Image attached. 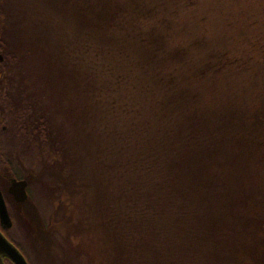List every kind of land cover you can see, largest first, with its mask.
<instances>
[{"label": "rangeland", "instance_id": "1", "mask_svg": "<svg viewBox=\"0 0 264 264\" xmlns=\"http://www.w3.org/2000/svg\"><path fill=\"white\" fill-rule=\"evenodd\" d=\"M112 1L119 12L114 10V3L110 8L107 0L0 1L12 16L14 29V25L19 28L7 30L6 24L0 23V36L9 47V51L0 52V61L5 64L0 68L7 67L14 82L16 68L23 72L32 109L42 110L51 124L63 130L59 137L67 144V156L62 161L66 172L59 175L50 160L45 163L26 157L19 137L7 131L1 138V157L4 152L11 159L9 171L0 167V189L11 221L5 235L28 264H169L174 260L175 264H206V243L176 242L177 234L167 224L168 214H164L160 199L165 198L166 191L167 196L173 192L175 175L188 172V155L178 160L183 166L165 172L166 185L152 186L146 171L137 176L124 171L122 164L129 155L143 158L144 151L133 145L131 134L142 133L138 131L140 122L151 113L142 91L154 86L158 89L155 83L175 67H187L176 74L181 80L193 66H204L215 48H232L233 37L243 28L229 30L226 25L234 17L236 0ZM102 6L107 8L105 15L111 14L102 18L104 25L98 19ZM108 19L115 22L107 34L104 28L107 30ZM22 40L30 44L21 47L18 44ZM24 48L29 49L27 53ZM180 49L184 52L178 57L174 53ZM7 53H17L18 58L9 60ZM156 69L159 71L154 73ZM260 83L255 82L256 90L264 95V83ZM9 84L7 78L1 79L2 96L11 89ZM192 84L188 82V86ZM235 85H240L239 78ZM248 98L261 100L257 93ZM171 99L166 109L155 107L154 111H159L155 116L162 111L167 115L159 129L184 133L179 125L187 108ZM15 139L19 147L11 150ZM28 147L32 148L31 143ZM91 173L106 179L109 187L105 182V189L112 191L117 217L113 251L97 222L94 225L98 219L91 213L93 206H88L91 192L90 196L83 193L89 187L85 176ZM21 175L29 180L27 199L20 203L8 193V187L12 179H22ZM69 177L74 193L63 197L66 208L69 206V213L64 215L65 205L58 203L60 197L52 187H63V178ZM141 206L143 210L138 212ZM48 226L54 233H44L42 229ZM210 238L206 229L205 239ZM171 256H175L173 261Z\"/></svg>", "mask_w": 264, "mask_h": 264}, {"label": "trees", "instance_id": "2", "mask_svg": "<svg viewBox=\"0 0 264 264\" xmlns=\"http://www.w3.org/2000/svg\"><path fill=\"white\" fill-rule=\"evenodd\" d=\"M111 3L114 2L107 0L110 8ZM234 6V17L226 25L229 30L243 28L242 33L233 37L232 48H215L208 54L204 66H193L181 80L176 74L187 67H175L155 83L158 89L154 86L142 91L147 95L145 101H149L151 113L140 122L138 131L142 133L131 134L133 145L144 151L143 158H131L129 155L122 168L137 176L146 171L147 182L152 186L157 183L166 185L165 172L172 167L183 166L178 160L180 156L188 155V172L181 177L175 175L173 192L167 196L166 191L165 198H160L164 214H168L167 224L178 237L170 239H176V242L180 240L183 245L198 240L205 242L204 257L208 264H264V95L255 86L257 80H261L260 84L264 83V0H236ZM106 10V6L99 9L98 19L102 23L105 21L102 18L111 16L104 14ZM114 10L119 12L116 4ZM244 11L253 14L245 17ZM8 13L0 4V23H5L7 30L19 29L16 25L14 29L12 16ZM106 21L107 30H104L108 34L115 21ZM20 35L23 34L20 32ZM21 42L18 44L21 47L25 43L30 44L23 40ZM6 48L9 51L0 36V52ZM28 50L24 48L23 52L27 53ZM183 52L180 49L179 53L174 54L179 57ZM7 58L16 61L18 54L7 53ZM1 66H5L2 61ZM158 71L156 69L154 73ZM11 73L7 67H3V70L0 68V84L2 78H7L10 83L8 87H11L7 94H0V141L8 131L23 142L26 157L45 163L50 160L59 175L66 172L62 161L67 156V144L59 137L63 130L51 124L42 110L32 109V100L22 79L23 72L16 68L17 82H14ZM238 78L240 85L236 86ZM189 81L193 82L190 86ZM205 92L209 95L206 96ZM255 93L261 98L258 102L255 98H248ZM171 98H175L177 106L187 108L183 123L179 125L184 133L173 129L170 134L166 129H159L167 115L162 111L155 116L159 112L154 111L155 107L166 109ZM2 125L6 127L5 130L1 129ZM172 127L177 126L174 123ZM17 143L15 139L11 150L19 147ZM30 143L32 148L29 149ZM2 154L0 167L11 169L9 155ZM89 175L85 176L84 181L89 187L83 193L90 196L91 192L88 206H93L91 213L97 215L98 219L94 225L97 222L109 246H113V251L116 246L113 232H116L117 217L114 216L112 191L105 189L106 179L92 173ZM20 177L29 180L27 175ZM62 184L63 187L54 185L55 190L51 187L54 194L58 193L60 197L58 203H64L65 215L69 213V206L66 208L68 203L63 202V197L74 193L72 179L63 178ZM104 197L107 199L103 200ZM190 201L192 204L188 203ZM142 210L143 206L137 209L138 212ZM206 229L212 236L209 240L205 239ZM42 230L46 234L54 233L51 226ZM171 258L173 261L175 256Z\"/></svg>", "mask_w": 264, "mask_h": 264}, {"label": "water", "instance_id": "3", "mask_svg": "<svg viewBox=\"0 0 264 264\" xmlns=\"http://www.w3.org/2000/svg\"><path fill=\"white\" fill-rule=\"evenodd\" d=\"M26 186L27 181L25 179H12L8 187V193L12 195L15 201L23 202L27 199ZM0 224L3 228H9L11 226L9 212L1 189ZM3 257L8 258L13 264H28L20 250L0 231V264H4Z\"/></svg>", "mask_w": 264, "mask_h": 264}, {"label": "flooded vegetation", "instance_id": "4", "mask_svg": "<svg viewBox=\"0 0 264 264\" xmlns=\"http://www.w3.org/2000/svg\"><path fill=\"white\" fill-rule=\"evenodd\" d=\"M1 129L2 130H5L6 129V127L3 125L2 127H1ZM26 180V179H25ZM27 181V180H26ZM26 188H27V186H26ZM27 192V191H26ZM21 203V202H20ZM10 228V227H9ZM9 228H3L2 226H1V224H0V231H1V233L7 238V236L5 235V231L7 230V229H9ZM9 241H11V240H9ZM12 242V241H11ZM13 243V242H12ZM3 261H4V264H13L8 258H5V257H3Z\"/></svg>", "mask_w": 264, "mask_h": 264}]
</instances>
